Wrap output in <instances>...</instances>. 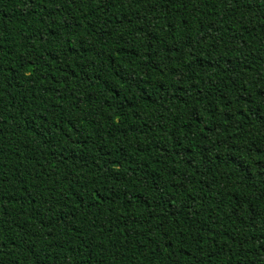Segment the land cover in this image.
I'll use <instances>...</instances> for the list:
<instances>
[{"label": "trees", "instance_id": "1", "mask_svg": "<svg viewBox=\"0 0 264 264\" xmlns=\"http://www.w3.org/2000/svg\"><path fill=\"white\" fill-rule=\"evenodd\" d=\"M0 264H264V0H0Z\"/></svg>", "mask_w": 264, "mask_h": 264}]
</instances>
